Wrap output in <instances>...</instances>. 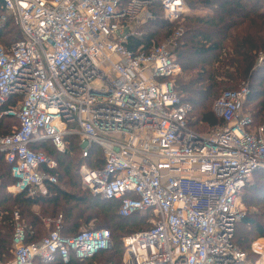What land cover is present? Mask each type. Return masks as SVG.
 <instances>
[{"label":"built area","instance_id":"built-area-1","mask_svg":"<svg viewBox=\"0 0 264 264\" xmlns=\"http://www.w3.org/2000/svg\"><path fill=\"white\" fill-rule=\"evenodd\" d=\"M154 4L170 23L188 11L184 0H0L21 32L9 47L0 45V115L18 120L0 136L12 176L7 189L46 194L58 163L30 144L48 140L63 153L75 135L84 157L91 146L103 155L101 167H79L82 186L118 201L120 216H147L149 228L123 238V264H264L261 239L251 245L258 261L233 242L245 213L241 191L264 169L262 127L250 131L243 113L248 88L214 101L220 125L190 128L191 107L173 81L182 66L168 43L127 47L153 18ZM181 32L174 29V43ZM13 96L17 104L5 107ZM13 221L12 257L0 264L67 263L112 245L104 228L61 234L62 215L44 219L54 228L28 243L18 212Z\"/></svg>","mask_w":264,"mask_h":264},{"label":"trees","instance_id":"trees-1","mask_svg":"<svg viewBox=\"0 0 264 264\" xmlns=\"http://www.w3.org/2000/svg\"><path fill=\"white\" fill-rule=\"evenodd\" d=\"M190 11L208 9V15L187 13L180 23L163 19L158 4L150 10L153 18L137 27L138 35L131 36L127 47L133 51L147 50L170 37L176 27L181 35L171 51L182 66V72L173 81L182 100L190 105L188 126L204 132L220 125L222 120L213 112V103L225 90L248 88L243 113L252 119L251 129L264 125V0H184ZM4 17V20H1ZM21 38V32L11 15L0 9V45L9 47ZM261 58V61L259 60ZM20 96H13L5 105L17 104ZM4 107V108H5ZM248 109V110H247ZM2 108H0V113ZM18 120L0 115V136L9 134ZM205 129H199L200 126ZM67 147L58 152L48 141L30 144L34 151H41L58 163L57 182L46 184V194L29 195L27 192H6L12 182L10 166L0 153V261L11 256L13 213L18 212L26 228V242H37L47 230L44 219L51 221L62 215L61 234L73 236L88 228H104L111 233V248L101 250L85 259L71 256L67 263L55 264H123V238L136 231L149 228L146 214L136 212L130 216L118 215V201L107 200L85 189L78 169L82 164L91 168L103 165L99 147L91 146L83 156L79 138L67 136ZM49 147V148H48ZM52 148V150L50 149ZM251 181L241 191L246 207L244 216L236 225L233 242L246 253L249 260L256 259L251 245L264 238V169L256 170ZM78 179H77V178ZM63 181V184H62ZM66 185V186H64ZM69 188H68V187ZM39 207L40 213L33 207ZM61 212V213H60ZM45 214L49 216L46 217ZM84 226V229H80Z\"/></svg>","mask_w":264,"mask_h":264},{"label":"rangeland","instance_id":"rangeland-1","mask_svg":"<svg viewBox=\"0 0 264 264\" xmlns=\"http://www.w3.org/2000/svg\"><path fill=\"white\" fill-rule=\"evenodd\" d=\"M187 13H191V14H197V15H208L209 13H210V11L208 10V9H195V10H193V11H190L189 9H188V11H187ZM186 13V14H187ZM138 27H140V25L138 26ZM173 38H175V34H173V35H171L170 37H167V38H165L164 40H162L161 41V43L160 44H164V43H168L167 44V47L170 49V50H172L173 48H175V46H176V39L178 38H176V39H174V41H175V43L173 42ZM248 110V109H247ZM198 126H200L199 127V129H202V130H204L205 128L204 127H201V125H198ZM205 131V130H204ZM49 148V147H48ZM50 149L52 150V148L50 147ZM79 170V169H78ZM79 174L77 173V176H78ZM253 177H254V175H252L251 176V178L249 179V181H251L252 179H253ZM77 178V177H76ZM78 179V178H77ZM62 184H63V181H62ZM64 186H66V185H64ZM68 187V186H67ZM69 188V187H68ZM6 192L7 193H10V191L6 188ZM242 203H243V201H242ZM243 208L246 210V207L244 206V203H243ZM33 209L36 211V212H38V213H40L41 211H40V208L39 207H37V206H35V207H33ZM244 210V211H245ZM61 213V212H60ZM46 215V217L47 216H49L48 214H45ZM46 219H48V218H46ZM50 220V219H49ZM44 224H45V227H42V230L43 231H45V230H47V228L46 227H48L49 226V224L50 223H45L44 222ZM80 229H84V226H81L80 227ZM264 239V238H263ZM259 243L261 244V246L263 245V249H264V240H259ZM262 251H264V250H262ZM263 253V252H262ZM256 259H255V261H258L259 260V254H256ZM261 262H264V257L262 258V260H261ZM260 262V263H261Z\"/></svg>","mask_w":264,"mask_h":264},{"label":"water","instance_id":"water-1","mask_svg":"<svg viewBox=\"0 0 264 264\" xmlns=\"http://www.w3.org/2000/svg\"><path fill=\"white\" fill-rule=\"evenodd\" d=\"M262 134L264 136V125L262 126Z\"/></svg>","mask_w":264,"mask_h":264},{"label":"crops","instance_id":"crops-1","mask_svg":"<svg viewBox=\"0 0 264 264\" xmlns=\"http://www.w3.org/2000/svg\"><path fill=\"white\" fill-rule=\"evenodd\" d=\"M264 240V239H263Z\"/></svg>","mask_w":264,"mask_h":264}]
</instances>
